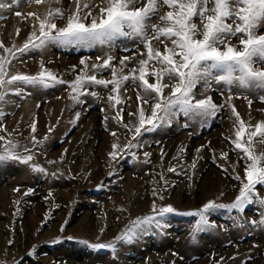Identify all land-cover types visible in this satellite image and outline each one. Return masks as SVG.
Listing matches in <instances>:
<instances>
[{
	"label": "snow or ice",
	"instance_id": "snow-or-ice-1",
	"mask_svg": "<svg viewBox=\"0 0 264 264\" xmlns=\"http://www.w3.org/2000/svg\"><path fill=\"white\" fill-rule=\"evenodd\" d=\"M14 2L16 7L20 6V0ZM26 3L34 4L36 8L23 14L20 11L15 13L30 27L25 39L20 44L12 42L10 45L0 40V104L15 103L10 97L30 95L28 88L66 85L68 99L78 106L89 96L100 99L94 88L107 89L106 104L114 110L111 119L126 130L124 143L116 131L110 133L113 141L107 153L109 175L115 174L113 162L124 156L138 159L133 150L144 146L140 140L145 133L156 132L174 122L184 128L191 123L203 126L223 114L225 109L229 112L231 134L225 135L224 139L235 153L236 161L229 165V151L225 150H221L217 157L209 142L195 148L188 170L195 174L199 160L204 158L202 150L208 148L218 167L237 182L234 185L237 194L231 202H218L225 195L221 191L218 197L206 200L199 207L181 211L172 203H164L165 193L174 182L170 183L161 173L163 184L153 188L148 213L130 220L109 240L101 239L107 227L105 224L99 227L100 235L95 242L82 243L97 254H110V264H117L119 248L138 242L154 229L162 232L169 226V218L174 216L192 218L188 224V239L193 244L202 234L226 227L212 219V215L221 210L235 213L233 222L239 219L241 226L264 228V151L257 152L254 147L257 143L264 144V118L253 122L249 111L245 120L233 102L243 98L249 109L254 100L264 105V0H69L67 7L62 0H26ZM12 6L8 0H0V11H10ZM6 18L0 15V19ZM20 31L19 27L15 28V35L19 36ZM129 41L133 45L138 41L142 50L131 51L126 46ZM118 45H123V52L131 54L119 58L112 55ZM49 46L98 48L102 54L96 55L92 62L90 57L81 56L78 64L69 66L73 78L66 80L47 67L52 61H46L42 53ZM32 53L41 55L35 73L14 70V62ZM117 60L118 64L115 63ZM106 70L110 72L108 79L102 76ZM128 83L136 88L137 106L127 112L130 119L125 122L122 104L127 98L122 96V90L127 92ZM213 84L221 88L222 100L208 94ZM198 85L203 92H198ZM106 110L101 108V112ZM257 111L264 117V107ZM6 115L0 110V117L6 118ZM80 116V111H74L70 123L75 126ZM109 118L105 115L103 120L107 122ZM60 119L58 116L55 124L50 123L41 138L36 135L37 121L32 119L25 144L16 139L23 135L18 127L9 130L0 120V162L23 165L31 173L48 175L47 169L36 162L34 149L42 151L41 146L50 138ZM185 151V146L179 147L173 159H183ZM164 155L161 149V160ZM143 156L145 162H149L151 153L145 151ZM63 159L61 154L60 160ZM48 163L56 161L49 160ZM241 166L242 174L236 171ZM167 171L187 175L184 168L178 169L177 166H169ZM51 175L55 177L57 173ZM188 179L191 180L192 176ZM19 190V187L14 189ZM33 191L28 188L24 195ZM157 200L161 203L158 204ZM252 206L259 210L258 219L243 215ZM64 223L67 224V220ZM13 243L8 240L9 245ZM35 252L33 247L27 255L32 256ZM172 256L174 259L169 264L184 260L178 252H172ZM251 260L252 257L248 256L242 264H251ZM13 264H22V261ZM213 264H226L225 257L214 259Z\"/></svg>",
	"mask_w": 264,
	"mask_h": 264
},
{
	"label": "rangeland",
	"instance_id": "rangeland-1",
	"mask_svg": "<svg viewBox=\"0 0 264 264\" xmlns=\"http://www.w3.org/2000/svg\"><path fill=\"white\" fill-rule=\"evenodd\" d=\"M8 2L13 4L11 10L0 11V15L7 17L0 19V40L8 45L12 42L20 44L30 27L15 13H27L36 6L27 4L26 0H20L19 7H16L14 0ZM62 3L67 7L69 0H62ZM17 27L21 29L19 36L15 35ZM117 47L122 48V45ZM71 49L76 53L71 54ZM94 50L49 46L42 55L46 61H52L47 67L67 80L73 78L68 71L69 66L78 64L81 56L90 57L80 51ZM40 59V54L25 55L21 61L14 62V70L35 73ZM126 86L127 92L122 90V96L127 98L122 104L125 122L130 119L127 112L135 110L137 106L135 86L131 83ZM66 87L28 88L30 95L10 97L15 103L0 104V110L7 113L6 118L0 117V120L9 130L19 128L23 135L16 139L21 144L27 143L30 132L28 125L32 119L37 121L36 135L41 138L47 132L48 125L55 124L57 117H61L50 138L41 146L42 151L34 149L36 162L47 169L48 175L31 173L23 165L0 162V264H13L14 261H22V264H101L103 261L110 264V254H97L81 241L95 242L100 235L99 227L105 224L107 227L101 239L109 240L130 220L148 213L153 188L163 184L161 173L170 183L174 182L165 193L164 203H172L181 211L193 210L206 200L218 197L221 191L225 195L218 202L228 203L234 199L238 190L234 185L237 182L218 167L208 148L202 150L204 158L199 160L195 174L188 170L195 148L209 142L217 157L221 150H225L229 151L228 164L236 161L235 153L224 139L225 135L231 134L228 110L225 109L223 114L213 119L214 124L210 120L209 124L203 126L191 123L184 128L174 122L156 132L145 133L140 140L144 146L133 150L137 152L138 159L124 156L118 162H113L115 174L109 175L107 153L113 141L110 133L116 131L121 143H124L126 130L111 119L114 110L106 104L108 90L94 88L99 92L100 99L89 96L84 104L75 106L68 99ZM197 87L198 92L204 91L199 85ZM220 91L221 88L213 84L208 94L222 100ZM233 102L245 120L249 111L253 122L264 118L257 111L264 107L259 100L253 101L251 109L243 98L234 99ZM101 108L107 110L101 112ZM74 111L81 112L75 126L70 123ZM105 115L110 117L107 122L103 120ZM180 123H183V119ZM181 146L186 147L183 159L174 160ZM254 147L257 152L264 151V144L257 143ZM161 149L165 153L163 160ZM145 151L151 153L149 162H145ZM61 154L64 155L62 161ZM49 160L56 163L49 164ZM169 166L184 168L187 175L168 172ZM236 171L242 174V166L237 167ZM52 172L57 175L53 177ZM188 176H192V179L189 180ZM17 187L20 190L14 191ZM28 188L34 191L24 195ZM157 203L161 202L157 200ZM121 208L125 211H121ZM235 215L223 210L214 213L212 219L226 227L202 234L195 244L188 239V224L192 218L170 217L169 226L162 232L154 229L138 242L119 248L117 264H169L174 259L172 252L184 257L178 264H213V260L221 256L225 257L226 264H242L248 256L252 257L251 264H264V228H250L247 224L241 226L239 219L234 223ZM243 215L258 219L259 210L252 206ZM10 239L14 241L12 245L8 244ZM33 247L35 254L28 256Z\"/></svg>",
	"mask_w": 264,
	"mask_h": 264
},
{
	"label": "crops",
	"instance_id": "crops-1",
	"mask_svg": "<svg viewBox=\"0 0 264 264\" xmlns=\"http://www.w3.org/2000/svg\"><path fill=\"white\" fill-rule=\"evenodd\" d=\"M126 46L129 47V49H130L131 51H136L138 48H140V50H142V48L139 46V42H138V41L136 42L135 45H133V43H132L131 41H129V42L126 43ZM122 47H123V45H122ZM71 50H72V51H71V54L76 53V52L73 51V49H71ZM80 52L85 53L86 55H89L90 58H91L90 62L94 61V59H95V57H93L92 54H94V56H96V55H101V54H102V53L100 52L99 49L94 50V51H92V52H87V51H86V52H85V51H80ZM111 54L114 55V56H116L117 58H119L120 56H123V55H130L131 52H129V53H125V52L122 51V48L115 47V48L112 50ZM91 55H92V56H91ZM115 63L118 64V60H117ZM130 66H131V65H130ZM102 76H103L104 78L108 79V78H110V72L106 70L104 73H102ZM226 110H227V109H226ZM209 123H210V121L208 122V124H209ZM213 124H214V120H213ZM212 126H213V125H212Z\"/></svg>",
	"mask_w": 264,
	"mask_h": 264
}]
</instances>
